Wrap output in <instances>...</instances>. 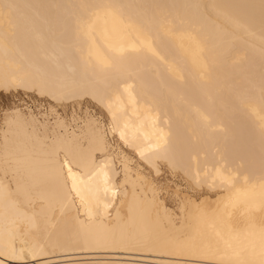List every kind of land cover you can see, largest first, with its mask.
Here are the masks:
<instances>
[{"label": "bare ground", "instance_id": "6f19581e", "mask_svg": "<svg viewBox=\"0 0 264 264\" xmlns=\"http://www.w3.org/2000/svg\"><path fill=\"white\" fill-rule=\"evenodd\" d=\"M0 92V264H264V0H0Z\"/></svg>", "mask_w": 264, "mask_h": 264}, {"label": "rangeland", "instance_id": "374dc122", "mask_svg": "<svg viewBox=\"0 0 264 264\" xmlns=\"http://www.w3.org/2000/svg\"><path fill=\"white\" fill-rule=\"evenodd\" d=\"M0 121L2 120V116L5 113L4 111L11 109L13 107H16L18 105L21 106V108H26L27 106H34V110L36 112L38 111H44L46 108L49 107L51 101H49L47 98H40L37 94H32L29 98L27 95H25L24 92L16 93H5L0 92ZM54 104V103H52ZM81 111H78L80 115H83L86 111H89L91 114L96 115L97 117L103 119V121L107 124L108 118L106 112L99 107L97 104L86 100L82 102ZM55 105V104H54ZM59 112L69 117L71 115L73 108L72 106H68V108H62L61 106L57 107ZM115 137V138H114ZM112 138V142H116L118 138L117 136H114ZM124 150L137 162H139V159L134 156L133 151L130 149H127L126 147L122 146ZM143 163V162H142ZM159 172H155L148 164L143 163V170L144 172L151 178L154 179L159 185H161L164 189L169 192L170 195H175L176 193H180L181 195H185L188 197H191L193 199L201 200L211 197L215 198L216 195L206 187H196L186 176H184L179 171L172 170L171 167L168 166L167 162L160 161L159 162ZM171 168V169H170ZM155 173V174H154ZM157 173V174H156ZM205 197V198H204ZM172 199V200H171ZM175 204H174V203ZM167 205L176 210L177 204L175 201V198H172L171 196H168L166 199ZM174 205V206H172Z\"/></svg>", "mask_w": 264, "mask_h": 264}]
</instances>
